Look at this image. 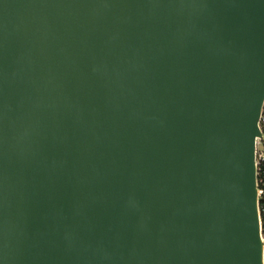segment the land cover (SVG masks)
I'll return each mask as SVG.
<instances>
[{
  "label": "water",
  "instance_id": "water-1",
  "mask_svg": "<svg viewBox=\"0 0 264 264\" xmlns=\"http://www.w3.org/2000/svg\"><path fill=\"white\" fill-rule=\"evenodd\" d=\"M264 0H0V264H264Z\"/></svg>",
  "mask_w": 264,
  "mask_h": 264
},
{
  "label": "built area",
  "instance_id": "built-area-1",
  "mask_svg": "<svg viewBox=\"0 0 264 264\" xmlns=\"http://www.w3.org/2000/svg\"><path fill=\"white\" fill-rule=\"evenodd\" d=\"M260 136L255 141V178L260 235L264 244V101L259 116Z\"/></svg>",
  "mask_w": 264,
  "mask_h": 264
}]
</instances>
